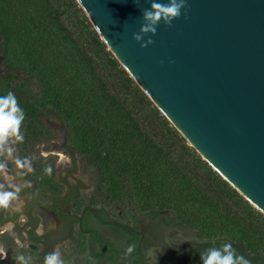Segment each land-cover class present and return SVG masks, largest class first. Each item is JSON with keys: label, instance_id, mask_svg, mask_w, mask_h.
Masks as SVG:
<instances>
[{"label": "trees", "instance_id": "trees-1", "mask_svg": "<svg viewBox=\"0 0 264 264\" xmlns=\"http://www.w3.org/2000/svg\"><path fill=\"white\" fill-rule=\"evenodd\" d=\"M7 91L26 112L16 147L37 153L60 137L58 123L64 146L94 175L96 204L126 219L169 211L170 225L231 239L264 264V214L155 105L77 0H0V94ZM45 163L54 160H39L37 171Z\"/></svg>", "mask_w": 264, "mask_h": 264}, {"label": "water", "instance_id": "water-1", "mask_svg": "<svg viewBox=\"0 0 264 264\" xmlns=\"http://www.w3.org/2000/svg\"><path fill=\"white\" fill-rule=\"evenodd\" d=\"M77 1L190 145L264 209V0H188V18L161 23L145 48L132 33L147 0Z\"/></svg>", "mask_w": 264, "mask_h": 264}, {"label": "flooded vegetation", "instance_id": "flooded-vegetation-1", "mask_svg": "<svg viewBox=\"0 0 264 264\" xmlns=\"http://www.w3.org/2000/svg\"><path fill=\"white\" fill-rule=\"evenodd\" d=\"M60 140L59 147L68 159L44 153L40 146L37 153L33 154L17 148L16 155L35 157V171L25 177L31 181L32 187L21 193L24 200L22 210L0 211V247L7 252V258L0 259V264H15L12 257L17 251L31 253L36 258V264H43L44 256L57 246L60 247L66 264H146L147 249L158 251L159 246H165L163 248L167 250V254H163L162 260L168 264H201V250L219 246L223 242L202 238L189 230L192 242H187L185 238L168 244L164 239L167 232L188 230L170 225L169 211L156 215L133 214L130 219H126L124 213L114 215L105 206L96 204L94 175L91 170L89 172L92 178L88 183L78 178L71 184L60 175L59 166L64 163L68 165L66 171L69 175H73L76 168L79 173L84 174L82 165L79 168L76 164L80 156L64 146V134ZM48 158L54 160L55 171L51 185H48V180L40 179L43 172L36 169L39 160ZM61 161L63 163H58ZM9 166L12 167L11 163ZM145 219L148 228L142 225ZM130 243L136 244V251L130 258H125L124 252ZM163 256L157 255L148 264H161Z\"/></svg>", "mask_w": 264, "mask_h": 264}, {"label": "clouds", "instance_id": "clouds-1", "mask_svg": "<svg viewBox=\"0 0 264 264\" xmlns=\"http://www.w3.org/2000/svg\"><path fill=\"white\" fill-rule=\"evenodd\" d=\"M138 5L140 0H134ZM149 7L141 8V24L139 31L133 32L132 37L140 43L141 48L154 43L152 36L157 33L158 26L163 23L172 27L173 21L182 15L188 18V0H147ZM151 34V35H149ZM148 36V39H143ZM164 63L163 60L160 61ZM169 63H174L169 60ZM26 112L21 106L18 97L12 91L0 94V211H20L24 206L21 193L32 187L30 180L25 177L34 173L33 156L20 157L16 155L17 145L25 142V132L22 130ZM9 163L12 167L10 168ZM63 163V161L58 162ZM54 172L51 163H45L43 167L44 177H52ZM257 210L264 212V209ZM215 241V240H213ZM19 243V241H18ZM215 245V243H213ZM219 246H211L201 250V264H252L251 259L234 246L231 239H224ZM23 247V245H21ZM136 251V244L130 243L124 252L125 258H130ZM146 264L153 259V253L146 252ZM7 252L0 247V259H6ZM15 264H36V258L31 253L17 251L12 257ZM43 264H66L62 258L60 247L48 252L43 258ZM95 264V262H93Z\"/></svg>", "mask_w": 264, "mask_h": 264}, {"label": "rangeland", "instance_id": "rangeland-1", "mask_svg": "<svg viewBox=\"0 0 264 264\" xmlns=\"http://www.w3.org/2000/svg\"><path fill=\"white\" fill-rule=\"evenodd\" d=\"M53 126L57 129V131L59 132L60 134V137L56 140H52V141H49L48 143L44 144V145H41L40 148L41 150L44 151V153H51V154H54L56 157L58 158H63V159H66V154L65 152H63V150L59 147V144H60V139H61V136L63 134V130L62 128L60 127V125L58 123H53ZM68 159V158H67ZM81 157H78L77 160H76V164L77 166L80 168L81 166ZM68 165L67 164H61L59 166V169L61 170L60 172V175L64 176L65 178H67V180L69 181V183H74L76 181V179H80L82 180L83 182H86L88 183V181H90V179L92 178L91 176V173L88 171V172H85L84 174H81L78 172V168H76V170L73 172V175H69L66 171ZM165 215L167 213H164ZM142 225L146 228H148V225L146 223V219L143 221ZM191 237V231L187 230V232H184V231H174L172 233H166L164 235V239L166 240V242L168 244H171L172 241L174 240H179V241H182L184 240L185 238H187V242H192V240L190 239ZM163 247L165 246H159L158 248V251H155V250H152L151 248H148L146 252H148L149 254H151V252L153 253V259L152 261L155 260V258H157V255H160V256H163V254H167V250L164 249ZM164 258L161 257V264H168L167 262L163 261L162 259Z\"/></svg>", "mask_w": 264, "mask_h": 264}]
</instances>
